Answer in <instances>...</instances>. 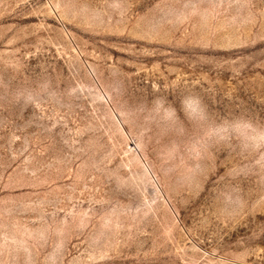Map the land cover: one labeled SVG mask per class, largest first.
<instances>
[{
    "label": "rangeland",
    "instance_id": "1",
    "mask_svg": "<svg viewBox=\"0 0 264 264\" xmlns=\"http://www.w3.org/2000/svg\"><path fill=\"white\" fill-rule=\"evenodd\" d=\"M0 264H264V0H0Z\"/></svg>",
    "mask_w": 264,
    "mask_h": 264
},
{
    "label": "clouds",
    "instance_id": "2",
    "mask_svg": "<svg viewBox=\"0 0 264 264\" xmlns=\"http://www.w3.org/2000/svg\"><path fill=\"white\" fill-rule=\"evenodd\" d=\"M187 115H189L192 119H197L199 120L201 117L199 116V114H195V113H186Z\"/></svg>",
    "mask_w": 264,
    "mask_h": 264
}]
</instances>
